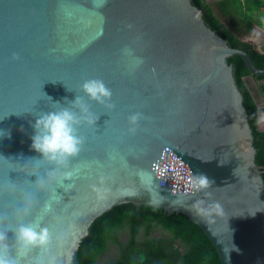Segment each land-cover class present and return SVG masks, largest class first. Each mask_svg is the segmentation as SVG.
Here are the masks:
<instances>
[{
	"label": "water",
	"instance_id": "1",
	"mask_svg": "<svg viewBox=\"0 0 264 264\" xmlns=\"http://www.w3.org/2000/svg\"><path fill=\"white\" fill-rule=\"evenodd\" d=\"M235 55L264 75L192 0H0V231L16 264H71L94 221L126 203L186 215L221 264H264V168ZM89 79L111 98L90 99ZM78 96L95 123L77 126L81 151L57 165L31 147L32 125L62 107L83 115ZM200 174L211 196L193 189ZM21 225L51 242L18 255Z\"/></svg>",
	"mask_w": 264,
	"mask_h": 264
},
{
	"label": "trees",
	"instance_id": "2",
	"mask_svg": "<svg viewBox=\"0 0 264 264\" xmlns=\"http://www.w3.org/2000/svg\"><path fill=\"white\" fill-rule=\"evenodd\" d=\"M192 3L203 11L206 24L231 47L245 50L258 68H264V52L244 43L243 32L238 28L242 19L248 24L254 19L264 27V14L256 15L264 11V0H192ZM229 63L233 64L243 93L257 150L256 162L264 168V129L254 124L258 112L263 111L257 98H264V75H253L239 56L230 57ZM107 253L115 257L110 264H221L210 238L186 215L132 203L114 206L99 216L71 264H96Z\"/></svg>",
	"mask_w": 264,
	"mask_h": 264
},
{
	"label": "clouds",
	"instance_id": "3",
	"mask_svg": "<svg viewBox=\"0 0 264 264\" xmlns=\"http://www.w3.org/2000/svg\"><path fill=\"white\" fill-rule=\"evenodd\" d=\"M13 58H18L17 54H13ZM82 89L90 99L100 103L112 96L111 89L99 79L85 80ZM72 104L78 107L83 115H78L71 108L62 107L59 110L42 112L37 115L32 125L34 135L31 137V147L44 159L57 165L67 166L70 159L81 151L84 140L78 135L77 126L82 121H86L90 125L95 123V119L82 97H76ZM141 118L142 114L139 112L128 117L131 132L136 131L135 126ZM254 124L258 128H264V111L258 112ZM72 175L73 173L69 172L66 174V178L71 179ZM100 181L103 183L104 177H100ZM37 183L42 187L45 182L38 178ZM213 184L214 181L203 174L196 175L192 179L193 189L203 191L206 196H211V192L207 190ZM213 207L219 208L220 205L215 204ZM14 236L18 255H25L31 248L46 247L52 240V235L46 227L37 230L34 227L21 225L19 230L14 232ZM11 248L8 232L0 231V264H16L15 258L10 254Z\"/></svg>",
	"mask_w": 264,
	"mask_h": 264
},
{
	"label": "flooded vegetation",
	"instance_id": "4",
	"mask_svg": "<svg viewBox=\"0 0 264 264\" xmlns=\"http://www.w3.org/2000/svg\"><path fill=\"white\" fill-rule=\"evenodd\" d=\"M208 1L214 2L215 0ZM262 14H264V11L256 13V15L258 16ZM256 18L257 17H255V19ZM251 21L252 24H248L247 21L242 19L239 23L240 26H238V28L243 32V35L241 36L242 41L251 45L253 49L264 52V27L258 25L254 19H252ZM228 22L229 21H227L226 23ZM261 107L264 111V106ZM114 259L115 257L112 255V253L103 254L99 257V260L96 262V264H110L112 263V261H114Z\"/></svg>",
	"mask_w": 264,
	"mask_h": 264
},
{
	"label": "rangeland",
	"instance_id": "5",
	"mask_svg": "<svg viewBox=\"0 0 264 264\" xmlns=\"http://www.w3.org/2000/svg\"><path fill=\"white\" fill-rule=\"evenodd\" d=\"M257 99L260 102L261 106H264V99L262 97H258Z\"/></svg>",
	"mask_w": 264,
	"mask_h": 264
}]
</instances>
